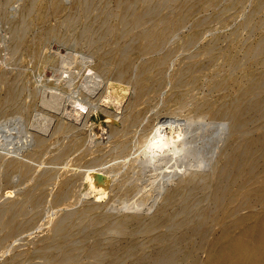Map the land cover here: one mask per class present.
Instances as JSON below:
<instances>
[{
    "label": "rangeland",
    "instance_id": "374dc122",
    "mask_svg": "<svg viewBox=\"0 0 264 264\" xmlns=\"http://www.w3.org/2000/svg\"><path fill=\"white\" fill-rule=\"evenodd\" d=\"M262 175L264 0H0V264H206Z\"/></svg>",
    "mask_w": 264,
    "mask_h": 264
},
{
    "label": "bare ground",
    "instance_id": "6f19581e",
    "mask_svg": "<svg viewBox=\"0 0 264 264\" xmlns=\"http://www.w3.org/2000/svg\"><path fill=\"white\" fill-rule=\"evenodd\" d=\"M154 37V41L157 38L159 39V35ZM141 84V87H145V82ZM115 91L117 92V90ZM241 174L244 180L243 184L250 183L248 181V174L246 172ZM258 181L260 180L258 179L256 183L249 184L247 187L244 185V189L240 188L242 189L241 191L235 192V195L233 194V200L238 203L236 206L234 205L235 208H231L226 213L229 217L226 221L225 218L223 219L225 223L222 220L223 228L219 230L220 233L216 236L214 242H212L213 244L210 246V250H208L206 264H264V210L261 212L248 211L249 213L241 217L232 216V214H238V210L243 206H250L251 208L254 202L264 203V181L257 183ZM238 190L236 189V191ZM64 194L62 192L60 196L64 197Z\"/></svg>",
    "mask_w": 264,
    "mask_h": 264
}]
</instances>
